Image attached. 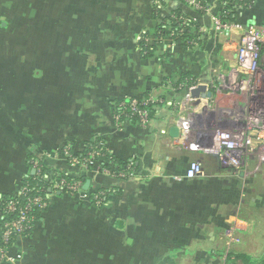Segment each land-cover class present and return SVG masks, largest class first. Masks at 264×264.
<instances>
[{
	"label": "crops",
	"instance_id": "1",
	"mask_svg": "<svg viewBox=\"0 0 264 264\" xmlns=\"http://www.w3.org/2000/svg\"><path fill=\"white\" fill-rule=\"evenodd\" d=\"M190 1L0 0V49L7 47L0 59L29 64L0 63V221L1 202L32 175V156L42 157L49 178L83 175L90 182L83 198L52 190L34 230L15 240L10 260L0 264H179L175 252L200 246L203 228L243 211L237 176L169 134L178 121L176 105L169 104L183 101L174 87L182 78L218 85L219 113L235 101L228 69L235 47L212 23L219 2L192 0L205 3L203 15ZM174 16L186 22L184 36L171 30ZM234 19L262 26L264 0L241 5ZM238 37L234 32L235 42ZM220 90L233 92L223 97ZM150 95L167 103L146 127L114 117L115 101ZM96 141L118 161L134 164L136 176H106L103 161L83 172L61 154L64 147L81 154ZM192 161L204 177L185 178ZM103 190L106 199L94 206L89 195Z\"/></svg>",
	"mask_w": 264,
	"mask_h": 264
},
{
	"label": "built area",
	"instance_id": "2",
	"mask_svg": "<svg viewBox=\"0 0 264 264\" xmlns=\"http://www.w3.org/2000/svg\"><path fill=\"white\" fill-rule=\"evenodd\" d=\"M239 1L243 3L241 5L249 4L245 0ZM190 4L197 10L203 9L198 2L191 0ZM224 5L226 7L220 14L212 16V23L214 29L226 37L227 44H233L235 47V61L233 65H228L229 73L236 75L235 101L230 110L219 113L214 108L215 93L219 91L218 85L216 88L214 83L208 86L197 81L187 86L183 101L175 104L178 111V121L175 124L178 136L175 139L180 144H187L191 150L216 157L222 169L232 171L236 176H240L241 173L254 175L264 167V24L243 26L232 21L230 13L241 5L234 6L231 0H226ZM228 7L230 10L226 9ZM205 11L209 12V9L206 8ZM234 32L239 34L237 42L232 38ZM200 86H204L205 90L199 92L197 97H193L192 91ZM208 91L212 93L211 97L206 96ZM147 103L148 101H131L130 104L141 127L148 125L149 117L148 112L139 106H146ZM258 109L260 115L254 116L253 113ZM196 122L202 125L203 130L195 126ZM193 131L200 133L191 139ZM61 154L70 166L79 168H84L85 164L92 163L96 158L103 159L96 148L81 159L73 155L69 147L61 149ZM131 165L128 166L127 173L113 172L109 169H104L103 172L106 176L118 179H133L136 172L132 170ZM33 169L34 174L41 173L42 165L38 160L33 161ZM204 176L205 172L200 163L192 161L185 178ZM83 185L84 182L80 179L68 182L62 178L53 183L52 190L83 198L85 196ZM28 192L29 188L24 184L16 195L1 205L0 260H10L7 256L9 247L16 239L26 238L31 234L37 223L34 213L42 212L47 207L48 195H42L38 191L35 195H29ZM103 196L104 192H97L93 197L94 205L101 206L104 202Z\"/></svg>",
	"mask_w": 264,
	"mask_h": 264
},
{
	"label": "rangeland",
	"instance_id": "3",
	"mask_svg": "<svg viewBox=\"0 0 264 264\" xmlns=\"http://www.w3.org/2000/svg\"><path fill=\"white\" fill-rule=\"evenodd\" d=\"M233 75L230 77L235 79ZM232 92L220 90L223 97ZM236 179L243 211L234 209L230 220L228 217L203 228L198 236L200 246L187 247L184 254L183 248L175 252L179 264H264V167L254 175L241 173Z\"/></svg>",
	"mask_w": 264,
	"mask_h": 264
},
{
	"label": "trees",
	"instance_id": "4",
	"mask_svg": "<svg viewBox=\"0 0 264 264\" xmlns=\"http://www.w3.org/2000/svg\"><path fill=\"white\" fill-rule=\"evenodd\" d=\"M217 1L219 2L220 10L218 13H215L214 15L220 14L223 11V8L226 7L224 5L226 0H217ZM249 1L251 2L252 0H245V2H247V3H249ZM231 2L234 6L243 4L239 0H231ZM200 5H202L203 9L198 10V12L200 14L204 15L206 13L205 9L207 8V6L205 5V3L201 2V1H200ZM226 9L230 10L229 7ZM234 12H235V10H232V12L230 13V17H231L232 21H235ZM169 22H170V26L172 27L171 30H173L174 32H176L182 36H184L186 34V29H187L186 22H184V21L182 22L180 19V21L178 23L176 17L169 19ZM164 34H165V30L163 28H160L158 30V35H164ZM187 44H189V46H194L196 44V42L194 39H192V40H189L187 42ZM140 47H141L142 53H144V56L147 57L150 55L149 47H146L144 43L143 44L140 43ZM6 50H7V47L0 49V51L2 52V53L0 52V56L3 53H5ZM0 63H4L5 65L8 64V66H6V67H15V68L16 67H19V68H25V67L28 68L29 67V64H26L24 61H21V60L18 61L17 59L7 60V59L2 58V59H0ZM197 81H198L197 78L194 76H186V77L182 78V80H180L174 87L177 89L176 91L178 93H180V95L181 94L184 95L185 88L187 86H191V85L195 84ZM152 100H155L156 102L152 103L151 102ZM131 101H133V100L122 99L119 101H115L114 103H112V113H113L114 117L117 119V121L120 123H121V121H129L131 123H134V124L140 126L138 117L131 110V106H130ZM145 101H148L147 105L143 106V107L142 106H139V107L141 109H145L148 112L149 122L154 117L157 108L164 106L167 103V101L165 99H163L162 97H151V95L147 96V97L143 98L141 101H137V102H145ZM174 105L175 104L173 102H171L169 107L171 108ZM94 148H96L97 151L100 152L103 156V159H98V158L95 159V160H98L97 162H99V161L105 162V164L103 165V168H105V169L107 168L113 172H125V173H127L129 171L128 166L130 164L127 165V163H122V162L118 161L117 159H115L109 152H107L104 144L100 141L87 143L84 146L82 153L78 154V155L76 154L75 156L78 159L84 158L86 156V154ZM34 160H38L39 163L42 165V171L39 174L28 175V177L23 180L22 186L24 184H26L28 186V188H29L28 194L29 195H35V194H37V191L40 192L42 195H48L52 191V185L55 181H59L62 178L66 179L68 182L73 180L72 178H68L67 176H64V175H54L53 177L49 178L48 168L45 166L44 161L42 160V157H40V156H32L31 157V159L29 161V165H30L31 169H33V161ZM95 160H93L92 163L85 164V166H83L84 168L80 167V169H83V172L87 171V169H89L92 164H95V162H94ZM112 165L115 166V169L111 168ZM131 168H132V170L136 169L134 164L131 165ZM84 178H85V176L79 175L77 178H74V180L80 179L81 181L85 182L86 179H84ZM112 178H114L116 180H123V181L128 180V179H118L116 177H112ZM102 192H104V190ZM95 194L89 195V197L92 201L91 203L93 205H94L93 197ZM13 196H8V197L4 198V200L1 202V205L5 200L10 199ZM106 197H107L106 192H104L103 200H104V198L106 199ZM94 206H96V205H94ZM40 213L41 212H37V211L34 213L37 220H38ZM0 224H1V221H0ZM9 249H11V246L9 247Z\"/></svg>",
	"mask_w": 264,
	"mask_h": 264
},
{
	"label": "water",
	"instance_id": "5",
	"mask_svg": "<svg viewBox=\"0 0 264 264\" xmlns=\"http://www.w3.org/2000/svg\"><path fill=\"white\" fill-rule=\"evenodd\" d=\"M205 90V87L204 86H200V87H198L197 89H195L194 91H192V96L193 97H197L198 96V94H199V92H202V91H204ZM206 96L207 97H211L212 96V93L211 92H207L206 93ZM262 109V108H261ZM206 111V108H204L203 109V112H205ZM260 111H259V109L257 110V111H255L254 113H253V115L254 116H258V115H260ZM195 126H198V128L199 129H202L203 130V128H202V125H198V123L196 122L195 123ZM199 133L200 132H194L193 131V134H192V136H191V139H192V137L193 138H196L198 135H199ZM169 134L173 137V138H176L177 136H178V129H177V127L176 126H173V127H171L170 129H169ZM35 173V171H34V169H32V171H31V174L33 175ZM89 186H90V182L89 181H86L85 183H84V185H83V189L84 190H87L88 188H89Z\"/></svg>",
	"mask_w": 264,
	"mask_h": 264
},
{
	"label": "flooded vegetation",
	"instance_id": "6",
	"mask_svg": "<svg viewBox=\"0 0 264 264\" xmlns=\"http://www.w3.org/2000/svg\"><path fill=\"white\" fill-rule=\"evenodd\" d=\"M262 169H263V167H262ZM262 169H261V170H262ZM243 207H244V206H243Z\"/></svg>",
	"mask_w": 264,
	"mask_h": 264
}]
</instances>
